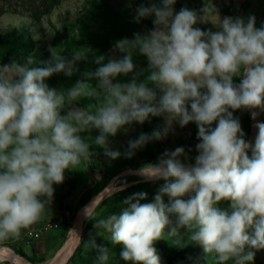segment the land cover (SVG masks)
I'll return each instance as SVG.
<instances>
[{"label":"clouds","instance_id":"1","mask_svg":"<svg viewBox=\"0 0 264 264\" xmlns=\"http://www.w3.org/2000/svg\"><path fill=\"white\" fill-rule=\"evenodd\" d=\"M176 2L137 7L135 22L151 17L153 27L116 41L119 58L94 56L95 71L66 89L47 81L59 74L71 78L88 58L80 51L65 55L50 46L48 59L28 55L24 63L0 64V244L32 235L51 209L54 185L100 155L93 146L108 161L132 159L174 132V125L195 123L194 163L176 147L136 170L144 181H164L152 202L141 203L145 192L133 193L118 213L96 218L104 199L128 186L119 181L115 191L105 187L82 209L96 235L107 233L119 247L118 260L91 234L85 247L95 250V264H161L155 244L162 239L201 248L202 257H188L194 264L210 255L216 264H252L256 251L264 250V122L254 125L253 144L233 115L243 109L256 120L252 110L264 112V24L257 28L254 15L221 19L206 5L199 12L186 6L176 11ZM208 21L216 31L196 27ZM134 54L147 58L146 69H136ZM121 76L130 79L121 82ZM150 117L162 118L163 125L129 139L124 152L111 146L110 138Z\"/></svg>","mask_w":264,"mask_h":264},{"label":"rangeland","instance_id":"2","mask_svg":"<svg viewBox=\"0 0 264 264\" xmlns=\"http://www.w3.org/2000/svg\"><path fill=\"white\" fill-rule=\"evenodd\" d=\"M1 2L5 3V0H1ZM153 2L158 3L159 0H61L60 5L50 15L45 16L40 23L34 22L26 14L5 13L0 17V35H4L12 29L27 31L35 40V51L31 54L12 52L6 55L5 48L0 46V64H11L13 61L24 63V57L28 55L34 56L37 60L48 59L50 46L57 47V51L65 55H70L73 51H80L88 58L77 63L76 66L79 70L71 78L59 74L47 81L51 87L58 89L71 87L77 80L85 79V72L95 71L98 67L94 63V56L105 55V62L108 58H119L121 54L114 51L116 41L123 38L131 39L134 33L146 34L153 27V18L151 17L142 19L139 23L134 20L137 7L141 4L150 6ZM204 5L216 8L221 19L225 16H239L247 20L250 15H254L257 28L264 24V0H177L174 8L179 11L181 7L186 6L199 12ZM215 17L214 11L209 19L214 20ZM196 27L203 30H217L211 21L198 23ZM5 58H7L6 61ZM133 62L137 70L147 68L148 62L144 56L134 54ZM141 78L143 79V77ZM118 79L124 82L130 79V76H121ZM88 82L93 86L97 83L95 79ZM236 82L238 83L239 80ZM87 103V100L81 101L82 105ZM258 113L259 122H264V112H260L258 109ZM233 115L240 120L241 127L245 132V139L250 142L253 136L250 112L241 109L235 111ZM163 123V119L159 117H150L143 125L134 123L127 133L121 132L116 137L110 138L111 146L124 152L129 139L137 138L142 132L150 134L154 129L161 127ZM213 127H215V123ZM197 132L195 123H189L184 128L179 127L178 124L174 125V132H170L166 138L160 141L147 144L143 149L138 150L132 159L122 156L116 161H108L102 155V149L93 146L92 150L100 155L93 157V163L86 169L65 173L64 183L54 185L55 193L51 209L45 213L40 222L33 226V228H42L46 223L55 222L58 223V227L50 233H46L42 239H32L25 233L19 240L10 239L0 244V247L9 246L13 249H22L26 256L20 254L21 257L31 264H53L58 253L74 239L72 229H78V213L98 192L103 190L114 178H117L115 186H119V181H126L128 185L123 191H117L111 198L104 199V202L96 209V218H104L113 212L118 213L122 201L133 193L145 192L147 199L141 203L152 202L164 181H146L129 185L131 182L142 180L135 174L136 170L145 163L157 162L158 157L165 150L172 151L176 147H184L190 161L194 163V158L198 154L195 148L199 143ZM97 134L95 130L91 133L93 136ZM124 160H130V163L120 166ZM181 160H184L183 156ZM97 176H99L98 179ZM69 177L75 181L73 186L67 179ZM64 194L68 195L64 197L62 203L61 198ZM164 199L167 203L168 198ZM222 206L227 207V203ZM93 224L94 221L85 220L82 239L71 256L78 255L80 261L70 264H95V250L85 247V243L90 239V234L95 238L97 244L111 248L112 257L118 260L119 247L112 246L107 233H104L102 237L96 235ZM155 246L161 257V264H194L188 257H202L203 255L202 249L198 246L188 245L179 248L164 239L156 242ZM0 264L17 263L12 259H5L0 260ZM119 264H126V262L120 260ZM199 264H216V262L214 256L210 255L206 261L200 260ZM252 264H264V250L256 251Z\"/></svg>","mask_w":264,"mask_h":264},{"label":"trees","instance_id":"3","mask_svg":"<svg viewBox=\"0 0 264 264\" xmlns=\"http://www.w3.org/2000/svg\"><path fill=\"white\" fill-rule=\"evenodd\" d=\"M61 0H5V3H2L0 0V17L8 12L26 14L34 22L40 23L42 19L50 15L54 9L60 5ZM0 46L5 48V54L9 55L12 52H21L25 54H31L35 51V40L32 38L31 34L27 31H20L18 29H12L4 35H0ZM7 58L4 60L6 61ZM238 80V79H237ZM236 80V81H237ZM251 155V152H249ZM127 163H130V160H124L120 163V166H123ZM68 181L73 186L75 181L73 178H67ZM69 194V192H68ZM68 194L62 195L61 201ZM19 254L26 256L22 249H15ZM80 261L78 255L71 257L69 263H78Z\"/></svg>","mask_w":264,"mask_h":264},{"label":"water","instance_id":"4","mask_svg":"<svg viewBox=\"0 0 264 264\" xmlns=\"http://www.w3.org/2000/svg\"><path fill=\"white\" fill-rule=\"evenodd\" d=\"M252 111H256V112H258V109H253ZM257 122H259V116H257V118H256V120H253L252 118H251V125H252V134H253V136H254V140L251 142V143H253L254 144V141H255V137H256V135H257V132H258V129L254 126ZM250 152V151H249ZM117 178H114L106 187H108L109 185L111 186V190H113V191H115L116 190V188L118 187V186H115V180H116ZM140 182H146V181H144L143 179L142 180H137V181H135V182H131L129 185H132V184H137V183H140ZM102 191L103 190H101L100 192H98L96 195H98V194H100V193H102ZM95 195V196H96ZM94 196V197H95ZM93 197V198H94ZM92 198V199H93ZM91 199V200H92ZM90 200V201H91ZM89 201V202H90ZM89 202L87 203V204H89ZM86 204V205H87ZM82 211V210H81ZM81 211L78 213V218H77V220H78V224H79V226H78V233H79V235L81 236V238H82V235H83V230H84V222H85V220L83 219V217H82V215H81ZM80 241L81 240H78L77 238H75V243H74V245L72 246V248H71V250H70V252H69V255H68V257H67V259L65 260V262L63 263V264H67V262L69 261V259H70V257L73 255V253L75 252V250H76V248H77V246H78V244L80 243ZM1 250H5V251H8L9 253H11V254H13L15 257H16V259L18 260V261H22L21 260V255L15 250V249H13V248H11V247H9V246H1L0 247V251Z\"/></svg>","mask_w":264,"mask_h":264},{"label":"bare ground","instance_id":"5","mask_svg":"<svg viewBox=\"0 0 264 264\" xmlns=\"http://www.w3.org/2000/svg\"><path fill=\"white\" fill-rule=\"evenodd\" d=\"M253 140H254V136H252V139H251L250 142H252ZM78 226H79V224H78ZM77 231H78V229H77ZM75 238H76V236L74 235V239H72V242L70 244H68L66 247H64L58 253V255L56 256V258H54L55 259L54 262L52 261L53 264H63L65 262V260L67 259L68 255H69V252H70L72 246L75 243ZM5 259H12L17 264H31L30 262H28L27 260H25L23 257L21 258L22 261H18L13 254L9 253L8 251L1 250L0 251V260H5Z\"/></svg>","mask_w":264,"mask_h":264},{"label":"built area","instance_id":"6","mask_svg":"<svg viewBox=\"0 0 264 264\" xmlns=\"http://www.w3.org/2000/svg\"><path fill=\"white\" fill-rule=\"evenodd\" d=\"M58 227V223L49 222L42 226V228H33L31 238L35 240L42 239L46 233H50Z\"/></svg>","mask_w":264,"mask_h":264}]
</instances>
